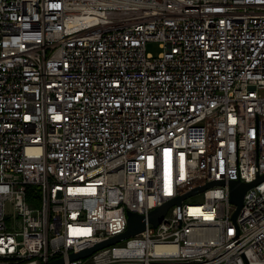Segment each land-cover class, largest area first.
<instances>
[{"label": "built area", "instance_id": "2783aa9c", "mask_svg": "<svg viewBox=\"0 0 264 264\" xmlns=\"http://www.w3.org/2000/svg\"><path fill=\"white\" fill-rule=\"evenodd\" d=\"M261 174L264 0H0V264H264Z\"/></svg>", "mask_w": 264, "mask_h": 264}, {"label": "water", "instance_id": "95a60500", "mask_svg": "<svg viewBox=\"0 0 264 264\" xmlns=\"http://www.w3.org/2000/svg\"><path fill=\"white\" fill-rule=\"evenodd\" d=\"M262 179H264V174L258 175L255 179L248 181V182L241 181L240 179H231L228 181L229 199H230V202L234 205V210L231 214V218L233 220H235V218H236V216H237V214L241 208L242 199H243V195H244L245 191L249 187L253 186L255 183H257L258 181H260ZM216 183H223V181L222 180L209 181L205 184L197 186L191 190H188L187 192H184V193H182V194H180L174 198H171V199L165 201L164 203L152 208L147 214V219L149 221H151L152 223L157 224L162 219L167 208L170 205H172V204L180 205V202L183 198H185L189 195H192V194L204 189L205 187H208V186L216 184ZM144 223H145L144 215L133 212V211H128L127 212V226H126L124 231H122L121 233L116 234L114 236H111L105 240H102L100 242H96L95 244H93L87 248H84L82 250L70 252L68 257H69V259H76V258L87 256L99 248H102L104 246H107L109 244L117 242V241L133 234L134 232H136L137 230L142 228ZM61 262H62V257H58V258H55V259L49 261L48 264H59Z\"/></svg>", "mask_w": 264, "mask_h": 264}, {"label": "rangeland", "instance_id": "374dc122", "mask_svg": "<svg viewBox=\"0 0 264 264\" xmlns=\"http://www.w3.org/2000/svg\"><path fill=\"white\" fill-rule=\"evenodd\" d=\"M145 48L147 52H150L153 55H157V53L161 50L159 42L156 40L147 41Z\"/></svg>", "mask_w": 264, "mask_h": 264}, {"label": "bare ground", "instance_id": "6f19581e", "mask_svg": "<svg viewBox=\"0 0 264 264\" xmlns=\"http://www.w3.org/2000/svg\"><path fill=\"white\" fill-rule=\"evenodd\" d=\"M160 247H162V245H157V248H160Z\"/></svg>", "mask_w": 264, "mask_h": 264}]
</instances>
